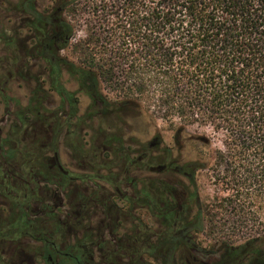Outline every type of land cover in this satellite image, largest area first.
<instances>
[{"label": "trees", "instance_id": "16d2710c", "mask_svg": "<svg viewBox=\"0 0 264 264\" xmlns=\"http://www.w3.org/2000/svg\"><path fill=\"white\" fill-rule=\"evenodd\" d=\"M32 1L23 7L38 18ZM53 8L60 33L54 60L62 63H50L52 73L76 82L90 100L87 116L124 113L134 132L149 126L150 137L160 139L151 124L177 120L171 150L192 177L210 170L221 191L203 205L192 178L184 204L193 205V215L177 218L183 234L199 236L210 227L215 244L203 247L199 240L206 259L148 263L264 264V0H53ZM78 28L84 36L71 43ZM69 45L79 61L61 55ZM55 85L75 110L77 92ZM45 91L40 84L33 88L38 98L30 103L47 111ZM192 125L221 134V146L212 148L213 138L204 133H190ZM166 190L152 185L154 210ZM221 219L227 233L221 234ZM173 220L162 217L156 234L176 235Z\"/></svg>", "mask_w": 264, "mask_h": 264}, {"label": "flooded vegetation", "instance_id": "af4514ba", "mask_svg": "<svg viewBox=\"0 0 264 264\" xmlns=\"http://www.w3.org/2000/svg\"><path fill=\"white\" fill-rule=\"evenodd\" d=\"M25 1L31 4L1 3L0 51L5 53L0 60L6 61L8 48L20 55L7 59L14 70L0 75V104L6 109L19 104L6 93L10 80L48 84L40 95L52 102L47 111L39 110L30 103L38 93L31 92L24 113L6 112L0 120V147L11 152L0 154V264H150L149 259L169 257L196 263L205 258L199 236L183 234L177 221L193 215V205L184 201L198 171L192 177L172 144L158 136L127 143L118 155L116 140L86 141L71 131L80 125L55 85L64 75L57 78L50 66L62 63L54 60L60 33L55 34L53 0L32 1L38 18L25 11ZM62 103L68 107L60 109ZM6 123L10 133L2 135ZM17 132L31 138L17 140ZM154 183L167 189L156 198H162L159 210L153 207ZM165 215L174 219L178 236L157 235Z\"/></svg>", "mask_w": 264, "mask_h": 264}, {"label": "rangeland", "instance_id": "374dc122", "mask_svg": "<svg viewBox=\"0 0 264 264\" xmlns=\"http://www.w3.org/2000/svg\"><path fill=\"white\" fill-rule=\"evenodd\" d=\"M1 1L0 0V11H1ZM11 2H13L14 0H9ZM66 17L68 19H70V14L67 12L66 13ZM84 36V32L82 30H80L78 28V30L75 32L74 37L71 39V43H74L76 40H78L79 38H83ZM12 51V52H11ZM14 52V53H13ZM4 51H0V59L1 57L4 56ZM7 57H6V61L3 62L0 60L1 62V66H0V75H4L6 74L8 71H13L14 68L8 63L7 59H9L12 55H20V53L15 49H7V53H6ZM61 55L64 57H67L69 60H73V61H79L78 58V54L73 50L72 46H68L67 48H65L62 52ZM41 71V70H40ZM43 74L46 75L45 70H43ZM64 76V80H63V84L65 86V88L67 90L70 91H76L77 92V84L76 82L71 79L67 73L63 74ZM48 84L43 83L40 84V87L43 90H46ZM34 87H38V84H33V83H25V82H17L16 80H10L7 83V89H6V93H8L9 95L15 97L18 99V105L12 104L10 105V107L8 109H6L4 107L3 104H0V120L2 118V116H4L6 114V112H13V111H22V113L25 112V107H27V102H28V97L30 96V93L32 92ZM104 94H106L109 97H113V95L109 92H107V90L104 89L103 91ZM77 104H76V109L72 110L71 108V112L74 114V117H76V122L77 124H79L80 126L77 127H72L70 128V130L72 131L74 129L75 133H78L82 136V139L86 140V141H93V142H99V141H103L106 143H111L113 140H116V143H114V145H116L119 149L118 151V155H122L123 151H122V145H125L127 143L132 142L131 137L135 138V140L133 142L137 143V142H141L143 140H151L152 137H150V134L152 132V129H150V127L148 126V131L146 130H142V129H138L134 132V130L132 128H130V119L124 114V113H118L119 115L122 114V117H118L115 114L111 113H107L104 115L98 114L95 117H88L87 114L91 111L89 109V105H90V101L88 99V97L80 92H77ZM115 98V97H113ZM48 102L51 103L52 100H44V105H48ZM53 102L59 103L60 101L58 100V97H55V100ZM68 106H66L67 108ZM8 110V111H6ZM79 118V120H77ZM177 120H174V124H172L170 121H166V120H162V119H157L154 123H152L151 125L154 126L156 128V131L159 133L161 140L163 141V143L166 144H172V136L174 133V127L177 125ZM8 123H6V125L1 124L2 125V135H6L9 132L10 127H8L7 125ZM188 131L190 133H204L207 136L213 138L212 139V148H216V147H220L221 144L219 142V138H221V134H214L212 132V130L209 127H201L198 125H192V126H188ZM66 128L62 131L61 135H65L66 134ZM10 133V132H9ZM14 134V133H13ZM12 134V137H14ZM1 135V136H2ZM17 140H29L31 138L29 133L25 132H17L15 134V137ZM5 150L8 151V149H4L3 147H0V154L3 153ZM9 154H11L10 151H8ZM62 153V152H61ZM25 154V153H24ZM210 170H199L196 174L195 180L197 183V187H198V192L200 195V200L201 203L203 205H208L211 201L214 195H220L221 191L217 190V188L211 183L210 178ZM220 228L224 229L221 231V234H223L224 232L227 233L229 230H227L226 224L225 226H222L224 222L223 219H221L220 221ZM218 222L216 224H218ZM212 231L210 229L209 226L206 225L205 230L199 235V240L202 242V246L203 247H207L208 245H212L215 244V239L213 237L214 234H210ZM226 236H224L225 238ZM222 238V239H224ZM228 242L232 243L231 238H228ZM242 242V238H240L239 240L236 241V243H240ZM214 256H209L208 258H213ZM206 259V257H205Z\"/></svg>", "mask_w": 264, "mask_h": 264}]
</instances>
